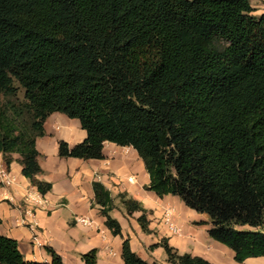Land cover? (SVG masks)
Here are the masks:
<instances>
[{
  "label": "trees",
  "instance_id": "16d2710c",
  "mask_svg": "<svg viewBox=\"0 0 264 264\" xmlns=\"http://www.w3.org/2000/svg\"><path fill=\"white\" fill-rule=\"evenodd\" d=\"M19 89L23 99L17 101ZM60 113L86 138L60 158L102 160L103 144L131 147L147 191L208 217L210 239L242 263L264 257V13L250 0H0V154L18 155L41 195L37 138ZM105 226L120 235L110 192L92 182ZM148 232L145 210L125 194ZM169 264H212L162 244ZM25 261L0 236V264ZM124 264H148L122 243ZM95 249L83 254L96 264ZM157 264V263H152Z\"/></svg>",
  "mask_w": 264,
  "mask_h": 264
},
{
  "label": "crops",
  "instance_id": "0c3cea01",
  "mask_svg": "<svg viewBox=\"0 0 264 264\" xmlns=\"http://www.w3.org/2000/svg\"><path fill=\"white\" fill-rule=\"evenodd\" d=\"M250 5L255 14L264 13V0H250ZM43 127L45 135L36 139L35 147L41 169L37 179L51 184L47 194H39L23 177L17 154L11 155L8 166L0 154V173L6 172L10 181L5 185L0 177V236L17 241L25 261L49 263L46 248H51L63 264H84L81 256L95 249L96 264H124L122 243L127 240L131 251L148 264H169L163 243L180 255L200 257L212 264H264V257L237 263L230 249L208 237L206 215L187 208L175 196L159 198L147 191L149 178L133 148L106 142L102 160L60 158L58 143H81L85 131L77 120L60 113L49 115ZM94 181L114 200L109 215L120 226L118 236L105 226V218L94 204ZM121 194L145 210L148 232L137 221L142 212L128 213L118 198ZM79 218L88 224L78 222ZM169 224L178 232L171 233Z\"/></svg>",
  "mask_w": 264,
  "mask_h": 264
},
{
  "label": "built area",
  "instance_id": "2783aa9c",
  "mask_svg": "<svg viewBox=\"0 0 264 264\" xmlns=\"http://www.w3.org/2000/svg\"><path fill=\"white\" fill-rule=\"evenodd\" d=\"M0 177L2 179V182L5 185H9L10 184V181H9V179L7 177L6 172L2 171L0 173ZM129 181H131V180H129ZM165 215L168 218V213H165ZM77 221L80 222V223H83L85 225L88 224V221L85 218H79V219H77ZM166 222H168V219H166ZM169 230H170L171 233H177L178 232L177 229L173 225H171V224H169Z\"/></svg>",
  "mask_w": 264,
  "mask_h": 264
},
{
  "label": "rangeland",
  "instance_id": "374dc122",
  "mask_svg": "<svg viewBox=\"0 0 264 264\" xmlns=\"http://www.w3.org/2000/svg\"><path fill=\"white\" fill-rule=\"evenodd\" d=\"M22 99H23V91L19 89L16 100L21 101Z\"/></svg>",
  "mask_w": 264,
  "mask_h": 264
}]
</instances>
